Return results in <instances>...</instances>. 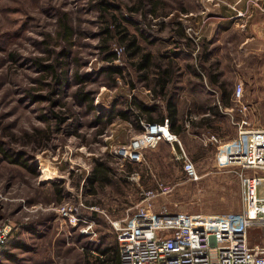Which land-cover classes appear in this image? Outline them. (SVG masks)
<instances>
[{
  "label": "rangeland",
  "instance_id": "1",
  "mask_svg": "<svg viewBox=\"0 0 264 264\" xmlns=\"http://www.w3.org/2000/svg\"><path fill=\"white\" fill-rule=\"evenodd\" d=\"M226 3L0 0V228L7 236L0 264H87L104 245H118L117 227L134 222L148 191L154 210L167 207L208 224L241 216L242 183L234 168L214 167L196 180L172 167V160L168 170L151 171L125 154L141 132L137 127L119 116L104 129L97 121L149 95L134 47L157 57L177 53L185 42L192 48L186 54L198 56L205 26ZM257 3L264 7V0ZM238 13L235 18L246 12ZM131 39L135 45L127 47ZM115 65L122 75L106 69ZM262 70L248 72L245 80L249 120L258 127H264ZM80 90L90 93L94 107L90 99L81 100ZM224 133L226 139L237 137V125L224 127ZM214 153L203 149V168ZM96 158L116 174L91 193L86 179ZM83 216L87 221L78 219ZM248 230L251 244L264 243V223Z\"/></svg>",
  "mask_w": 264,
  "mask_h": 264
},
{
  "label": "crops",
  "instance_id": "2",
  "mask_svg": "<svg viewBox=\"0 0 264 264\" xmlns=\"http://www.w3.org/2000/svg\"><path fill=\"white\" fill-rule=\"evenodd\" d=\"M227 1L218 10L216 20L205 26L198 56L187 55L192 48L184 47L183 42L182 46L176 47L177 53L172 50L173 54L156 57L150 52L149 60L141 67L143 49L137 52L139 79L149 95L136 98L147 104H151L147 101L150 96L157 100L152 104H156L161 112L158 121L169 117V111H173L170 127L179 137V141L163 140L157 147L143 150V158L139 162L151 171L168 170L171 168L168 160L173 161L172 167L184 171L183 162L178 158L184 150L194 161L198 174L209 173L207 170L219 166L217 146L206 137L216 133L224 141L236 138L226 139L224 133V127L230 126L235 116L228 111L234 104L236 84L233 80L242 81L246 93L248 72L264 69V7L257 3L261 0ZM242 10L246 12L244 17L235 18L240 17L238 11ZM185 41L190 47L194 45L191 40ZM168 100L172 102L170 107ZM203 149L215 152L206 168H203L200 155ZM99 252L107 264H120L119 243L104 245Z\"/></svg>",
  "mask_w": 264,
  "mask_h": 264
},
{
  "label": "built area",
  "instance_id": "3",
  "mask_svg": "<svg viewBox=\"0 0 264 264\" xmlns=\"http://www.w3.org/2000/svg\"><path fill=\"white\" fill-rule=\"evenodd\" d=\"M233 100L228 111L232 115L236 111L241 114L239 118L233 117L237 137L224 141L216 133H210L206 138L217 146L218 166L234 168L240 177L241 216L208 224L203 217L174 213L167 207L154 210L153 194L148 191L134 222L117 227L120 264H264V244H251L248 236L252 225L264 223V127L250 123L251 106L245 101L242 81L235 85ZM141 124L142 131L125 150L129 160L141 161L143 150L155 148L163 140L179 141L178 134L171 130L169 117L154 122L141 120ZM178 158L188 178L198 179L196 165L188 154L181 150ZM135 174L140 177L139 172ZM163 188L166 190L168 186ZM86 218L78 219L87 221ZM4 230L0 228V247L7 239Z\"/></svg>",
  "mask_w": 264,
  "mask_h": 264
},
{
  "label": "trees",
  "instance_id": "4",
  "mask_svg": "<svg viewBox=\"0 0 264 264\" xmlns=\"http://www.w3.org/2000/svg\"><path fill=\"white\" fill-rule=\"evenodd\" d=\"M71 31V26L65 24V32L66 33H70ZM124 39V36H123ZM126 39H124L125 41ZM123 41V40H122ZM128 46H133L135 45V39H131L128 40ZM140 50V47L136 46L134 47L133 51L131 52L132 54L134 53L135 55L137 54V52ZM113 54H108L107 57L108 58H112ZM150 57V52H144V56L142 58V60L140 61V66L144 67L146 62L149 60ZM137 65V64H136ZM44 67V69H48L50 67V65H42ZM107 70H109L112 75L113 74H123V70L121 67L119 66H109L106 68ZM79 96L81 98V100H88L90 99L91 103L90 106L94 107L92 104V97L90 98V93L88 91H84V90H80L79 92ZM171 100H168V107L171 106ZM160 110L158 109V106L156 104H147L141 100H138L137 98H132L130 99V105L125 109H117L115 110L114 108L110 111H108L106 114H104V118L102 116H98L99 118L97 119L98 123L104 122L103 128L106 127L107 125H109L110 123L113 122L114 118L116 116H119L125 120L130 121L135 127L138 128V130L143 129L140 120L142 118L147 119V121H158L157 118L160 116ZM169 117L170 120L174 115L173 111H169ZM21 161V160H20ZM116 174L115 169H113V167L104 160H101L100 158H96L94 160V166L91 170V172L89 173L86 181L89 185V189L91 190V193H96L97 192V185L98 186H102V185H106L108 184L112 179V176ZM116 257V256H115ZM87 264H107L106 259L104 258H100L97 257L95 260H88Z\"/></svg>",
  "mask_w": 264,
  "mask_h": 264
}]
</instances>
